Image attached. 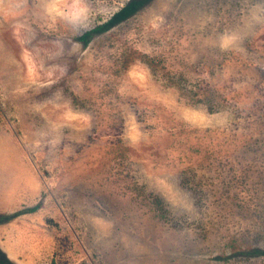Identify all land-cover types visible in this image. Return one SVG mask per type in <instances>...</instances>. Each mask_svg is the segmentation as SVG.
<instances>
[{
	"label": "rangeland",
	"instance_id": "374dc122",
	"mask_svg": "<svg viewBox=\"0 0 264 264\" xmlns=\"http://www.w3.org/2000/svg\"><path fill=\"white\" fill-rule=\"evenodd\" d=\"M0 0V249L13 264H264V0Z\"/></svg>",
	"mask_w": 264,
	"mask_h": 264
},
{
	"label": "trees",
	"instance_id": "16d2710c",
	"mask_svg": "<svg viewBox=\"0 0 264 264\" xmlns=\"http://www.w3.org/2000/svg\"><path fill=\"white\" fill-rule=\"evenodd\" d=\"M149 1L150 0H130L126 5H124L117 12H115L107 21L81 34L79 36V40H81L84 44H87L91 40L93 35L105 32L111 29L112 27L116 26L120 22L126 20L131 15L135 14L138 10H140ZM260 253L264 254V251ZM0 264H13L10 258L2 249H0Z\"/></svg>",
	"mask_w": 264,
	"mask_h": 264
}]
</instances>
